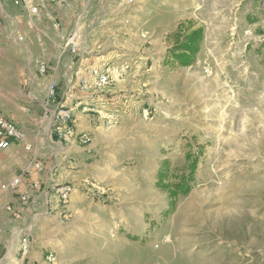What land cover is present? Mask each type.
<instances>
[{
    "label": "rangeland",
    "instance_id": "374dc122",
    "mask_svg": "<svg viewBox=\"0 0 264 264\" xmlns=\"http://www.w3.org/2000/svg\"><path fill=\"white\" fill-rule=\"evenodd\" d=\"M9 2L0 0V35L13 27L7 15V10L12 13ZM49 4L71 15L68 37L78 23L86 26L80 50L91 66L82 70L113 67L112 83L95 96L113 89L114 102L141 110L150 129L144 135L146 145H140L141 155L128 148L123 162L108 163L97 181H83L81 199L92 193L103 203L80 211L60 213L41 203L32 205L35 209L28 215L27 207L44 189L43 183L39 180L35 196L21 203L18 192L1 185L15 171L25 170L28 162L5 169L0 175V203H16L17 209L7 210L3 220L17 219L9 227L0 223L4 228L0 264H264V0H139L133 5L119 0H49ZM99 7L115 14L95 15ZM179 24L183 31L204 27L201 51L189 67L164 62ZM62 46L59 59H74L70 52L61 54ZM6 65L0 69V87L18 92L16 64ZM48 65L46 73L38 69V77L53 76L45 81L49 111L56 103L66 105L67 99L60 98L65 80L56 79V67ZM51 82L57 84L56 99L48 105ZM78 88L90 95L75 85L71 98ZM124 92L127 95L121 96ZM3 109L13 112V107L1 104L2 114ZM105 118L103 125L114 126V116ZM49 120L44 127L49 125L53 139L65 148L70 143L58 139ZM152 124L158 125L159 133ZM48 146L49 154L58 149L57 144ZM199 150L192 190L170 209L168 193L156 185L161 162L169 160L174 173L188 172L186 153ZM59 201L66 205L60 197ZM25 237L27 254L20 248Z\"/></svg>",
    "mask_w": 264,
    "mask_h": 264
},
{
    "label": "crops",
    "instance_id": "0c3cea01",
    "mask_svg": "<svg viewBox=\"0 0 264 264\" xmlns=\"http://www.w3.org/2000/svg\"><path fill=\"white\" fill-rule=\"evenodd\" d=\"M9 6L12 13L10 14V10H7V15L12 21L13 27L10 32H2L3 34L0 35V69L7 67L6 64L11 62L15 63L18 69L17 82H19L16 86L21 89H18V92H10L0 87V105L13 107L11 114L4 109L3 114L15 121L24 130L27 129L29 139L36 145L35 150L45 164V168L41 172L32 171L26 176V183L40 180L44 186V189L39 191L31 202L32 204L27 207L28 215H31L35 207L41 203H44L46 209L49 210V207H51L52 210L56 209L60 213H69L73 209L80 211L88 206L96 205L95 203H103V201L97 200L93 196L94 194L91 193V196H89L87 192H84L88 194L87 197L81 199L80 193L84 188L83 186H85L82 184L83 181L84 183L90 179L97 181V177L101 176L102 168L107 167L108 163L116 166L118 163L123 162L126 159L128 148L132 154L141 155L140 145H146L144 135L150 129V124L144 121L141 110L133 109L131 111L128 107L114 102L112 89L106 95L101 93L95 100L90 102L97 107V112L83 111L79 107L73 109L78 131L89 133L92 137L91 141L85 144L74 141L70 144H65V148L60 149L62 143L53 139L49 125L47 124L48 128L44 127L48 118L51 123L52 112L45 107L47 89L45 81L51 75L48 76V74L45 77L43 76L44 78H39L36 61L41 58L47 60L51 66L54 65L56 67V70L54 68L56 71L55 78L65 80L64 85L66 87L63 86L64 89L61 91V96H59L61 101H64L66 96V105H75L77 101L87 99L79 88V91H76L75 99L70 96L74 97V94L72 95V92H74L73 88H75V85L78 86V77H75L76 71L89 68L91 63H89V59H85L84 55H81L83 53L81 51L79 54H73L74 59L72 60L68 59V56L59 59V49L63 41L68 38V32L73 26L70 23L72 22L71 15L63 12V10H54L50 4H48V8L43 10L41 17L32 15L27 8L14 4L13 0H10ZM99 8L96 9L95 15L112 16L115 14L113 13L114 11L112 12L108 8ZM81 25L83 31L84 29L86 30V26L84 24ZM110 25L113 24L110 22ZM21 34L24 35V40L22 41L18 39ZM116 75L117 72L115 74L114 68V76ZM74 78L77 79L75 85L72 83ZM69 87L71 89L67 91ZM28 88V92H25L24 90ZM126 95L127 92H124L121 96ZM105 116H114V126L107 127L103 125L101 120H105ZM152 127L154 132L159 133L158 125L152 124ZM161 130L163 131V126ZM49 143L57 144L58 146V149L53 150L50 154L45 152L50 147L48 146ZM132 144H135L136 147L130 149L128 145ZM63 155H65L64 159L59 161ZM51 156H53L52 162L49 161ZM71 156L74 158L73 160L70 159ZM54 157L57 158L54 159ZM28 158L29 155L23 151L21 144L13 143L9 149L0 152V175L5 169L13 168L12 165L14 163L28 162ZM100 160H104V162H100ZM64 164L66 166H63ZM21 172L19 171V173ZM14 175H17L16 171L10 175V178ZM10 178L8 177V179ZM26 183L22 185L21 191H25L28 185ZM66 183L73 186H78L77 184H79V187H74L71 200L68 203H63L66 205H62L59 197L55 199L57 196L55 188L58 184ZM50 198L56 201L49 203ZM32 205L35 207H32ZM12 208L17 209L16 203H0V223L3 222V226L5 224L6 227H9L14 224V221L16 222L17 218H11V221L7 220L6 222L3 220L4 214L8 213L7 210L10 212ZM15 227V225L12 226V230ZM12 230L11 236H13L14 232Z\"/></svg>",
    "mask_w": 264,
    "mask_h": 264
},
{
    "label": "built area",
    "instance_id": "2783aa9c",
    "mask_svg": "<svg viewBox=\"0 0 264 264\" xmlns=\"http://www.w3.org/2000/svg\"><path fill=\"white\" fill-rule=\"evenodd\" d=\"M121 3L133 5L139 0H119ZM14 4L23 6L27 8L30 13L36 17H41L43 10L47 8L49 0H13ZM57 24V23H55ZM59 26V24H58ZM82 25L78 24L76 28L67 38L66 42L62 46L61 54L72 53L79 54L80 50V39L82 32ZM20 40H23V36H19ZM36 65L41 73H46L49 70V65L47 61L43 58L36 61ZM113 67L111 65L94 66L91 67L87 72L82 69L76 71V76L78 77V85L82 91L90 94L87 96L86 100H79L75 105H63L62 103H56V107L50 110L51 121L53 130L59 140L65 143H72L74 141H81L87 143L90 141V134L85 132H79L76 127V120L73 114V109L75 107L81 108L83 111L97 112V107L92 105L90 102L96 99V91L101 90L112 83ZM56 88L57 84L51 82L48 88V98L47 104L50 101H55L56 99ZM13 143H19L23 146L24 152L28 153V165L25 170L21 173L13 176L12 179L1 185V188L6 191H14L20 194L21 203L29 202L36 194V190L40 187L39 181H33L29 183L25 191H21V187L24 184V175L30 173L31 171H39L43 168V161L38 159L36 156L35 147L33 148L30 142L28 133L26 130L17 125V123L0 112V152L10 148ZM56 192L62 202H69L71 194L74 187L70 184H58L56 186ZM4 228L0 224V242L3 240ZM29 241L25 237L21 241V251L23 254H27L29 251ZM53 255H50L51 259Z\"/></svg>",
    "mask_w": 264,
    "mask_h": 264
},
{
    "label": "trees",
    "instance_id": "16d2710c",
    "mask_svg": "<svg viewBox=\"0 0 264 264\" xmlns=\"http://www.w3.org/2000/svg\"><path fill=\"white\" fill-rule=\"evenodd\" d=\"M182 24V23H180ZM179 24V25H180ZM182 25L175 32L173 46L167 51L165 61L172 67H189L196 63L199 52L202 48L204 37L203 26H190L189 30L181 29ZM201 150L197 153L188 151L186 153V169L181 174L174 173L170 161L164 159L157 172V187L168 193L169 207L172 209L180 196H185L192 190V182L195 180V173L198 169ZM175 177V180H174ZM172 178V179H171Z\"/></svg>",
    "mask_w": 264,
    "mask_h": 264
}]
</instances>
